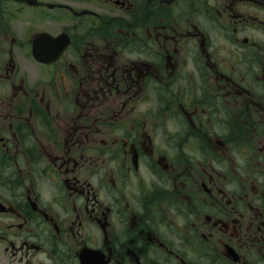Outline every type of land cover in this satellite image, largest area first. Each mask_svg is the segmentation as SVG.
<instances>
[{
  "label": "flooded vegetation",
  "instance_id": "1",
  "mask_svg": "<svg viewBox=\"0 0 264 264\" xmlns=\"http://www.w3.org/2000/svg\"><path fill=\"white\" fill-rule=\"evenodd\" d=\"M0 264H264V0H0Z\"/></svg>",
  "mask_w": 264,
  "mask_h": 264
}]
</instances>
